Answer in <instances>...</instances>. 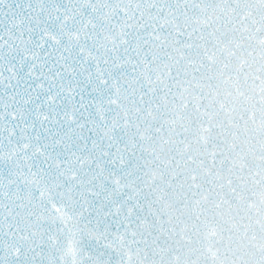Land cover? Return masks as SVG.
<instances>
[{"label": "snow or ice", "instance_id": "obj_1", "mask_svg": "<svg viewBox=\"0 0 264 264\" xmlns=\"http://www.w3.org/2000/svg\"><path fill=\"white\" fill-rule=\"evenodd\" d=\"M0 264H264V0H0Z\"/></svg>", "mask_w": 264, "mask_h": 264}]
</instances>
